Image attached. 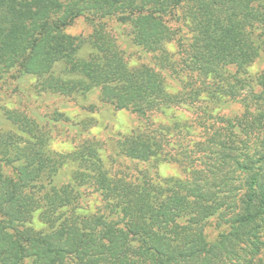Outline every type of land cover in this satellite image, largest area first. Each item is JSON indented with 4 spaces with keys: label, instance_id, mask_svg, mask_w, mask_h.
<instances>
[{
    "label": "trees",
    "instance_id": "1",
    "mask_svg": "<svg viewBox=\"0 0 264 264\" xmlns=\"http://www.w3.org/2000/svg\"><path fill=\"white\" fill-rule=\"evenodd\" d=\"M182 6L193 22L190 40L179 25ZM80 17L92 33L68 34ZM111 23L129 26L131 47L154 60L130 67L107 32ZM169 42L217 80L216 97L225 99L223 128L206 142L214 181L112 180L95 143L50 152L34 122L8 112L11 130L0 122V264H264V71L248 73L264 59V0H0V81L34 77L41 93L99 92L101 104L144 116L176 101L162 76ZM246 87L251 101L240 95ZM120 141L133 161L163 151L150 136ZM69 163L72 181L59 184ZM86 185L115 200L119 220L76 212ZM37 211L45 230L31 225ZM213 217L225 230L210 241Z\"/></svg>",
    "mask_w": 264,
    "mask_h": 264
},
{
    "label": "rangeland",
    "instance_id": "2",
    "mask_svg": "<svg viewBox=\"0 0 264 264\" xmlns=\"http://www.w3.org/2000/svg\"><path fill=\"white\" fill-rule=\"evenodd\" d=\"M186 9L185 6L180 7L177 16L184 35L190 40L194 35L193 22ZM92 30L88 21L80 17L67 29V33L88 36ZM107 32L118 49L124 52L130 67L154 60L152 55L131 47L129 26L111 23ZM165 48L170 56L162 76L166 91L176 96V101L169 106L161 105L140 116L101 104L99 92L75 99L41 93L34 88L37 78L26 77L20 84L13 80L0 81L1 127L4 131L11 130L5 115L15 112L34 122L36 132L44 136L46 149L50 152L68 154L79 150L86 142L95 143L103 169L112 180L135 183L147 179L158 187H163L164 181L171 178L183 183L197 179L212 182L214 175L208 172V156H212L208 151L212 147H208L206 142L223 128L227 115V107L223 105L225 99L221 102L216 97L217 80L200 75L191 65L188 54L180 52L175 42L166 43ZM248 71L259 78L264 71V59L252 64ZM240 95L251 101L253 90L246 87ZM58 115L61 117L56 118ZM134 134L153 137L162 144V153L145 162L133 161L122 155L118 145L120 140ZM75 169L73 163L66 165L57 176L58 183L72 181ZM80 194L76 209L79 214H101L112 221L120 219L114 208L115 200L105 197L95 185L82 187ZM39 214L40 211L34 214L31 225L35 230H45L47 225ZM224 230L217 227L215 217L209 219L205 226L210 241Z\"/></svg>",
    "mask_w": 264,
    "mask_h": 264
}]
</instances>
